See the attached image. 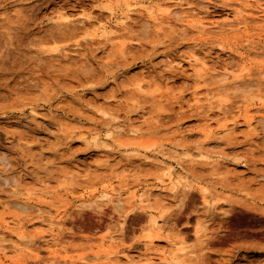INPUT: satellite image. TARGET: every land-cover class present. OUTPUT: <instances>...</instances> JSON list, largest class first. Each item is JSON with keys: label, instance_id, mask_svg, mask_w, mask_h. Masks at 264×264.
I'll return each mask as SVG.
<instances>
[{"label": "rangeland", "instance_id": "obj_1", "mask_svg": "<svg viewBox=\"0 0 264 264\" xmlns=\"http://www.w3.org/2000/svg\"><path fill=\"white\" fill-rule=\"evenodd\" d=\"M155 3L0 0V264H264V12Z\"/></svg>", "mask_w": 264, "mask_h": 264}, {"label": "bare ground", "instance_id": "obj_2", "mask_svg": "<svg viewBox=\"0 0 264 264\" xmlns=\"http://www.w3.org/2000/svg\"><path fill=\"white\" fill-rule=\"evenodd\" d=\"M142 1H146V2H149V0H142ZM260 1V0H259ZM166 2H169V3H176L177 5H179L180 7H182V10H179V9H175V10H171L170 8H169V6L168 7H165L164 6V9L163 10H160L159 9V6L162 4L163 5V3L164 4H166ZM204 2H207V3H210L211 2V0H204ZM200 3H201V1H200ZM242 3H244V1H242ZM242 3H240V4H242ZM205 5L206 6V4L205 3H201V5ZM208 5V4H207ZM263 5V4H262ZM204 6V7H205ZM242 7H245V9L246 8H248V9H252V10H255V11H257V12H264V8L261 10V6H260V4L258 3V0H246V4H242ZM162 8V7H161ZM179 8V7H178ZM188 10H190V11H193L192 10V8L191 7H186V5L185 6H183V4H182V0H157V3H155L154 5H149V4H141L140 5V13L142 12V13H144L146 16H148V18H150V19H152L153 21H155V20H157L158 18H160V19H166V20H168V21H171L172 23H174V24H176V25H186V26H188V25H192V26H194V27H196V28H201V27H203V24H202V22H193L190 18H187V16H184V14H185V12H187ZM138 11V10H137ZM233 11V13L236 15L235 17H234V20L237 22V23H242V19L244 18V15L242 14V10L241 9H233L232 10ZM195 13V12H194ZM196 14V13H195ZM194 14V15H195ZM129 17V16H128ZM65 20V19H64ZM61 23V22H60ZM59 23V24H60ZM125 25V22L124 21H122L120 24H119V26L121 27V28H123V26ZM143 26H145V25H143ZM144 28V27H143ZM210 30V29H209ZM102 35H101V37L104 39V41L105 42H110L111 41V38H112V33L111 34H108V33H101ZM131 42V41H130ZM134 42V41H133ZM125 45V44H124ZM123 47V46H122ZM126 47V46H125ZM112 48V47H111ZM123 49H125L124 47H123ZM120 51H122V50H120ZM192 52V51H191ZM195 52V51H194ZM123 53V52H122ZM121 54V53H120ZM238 56L239 57H242V55L241 54H238ZM189 58H190V61L191 62H196V61H198V56H196L195 55V53H191L189 56H188ZM202 59V58H201ZM200 61V60H199ZM202 62H204V60H202ZM168 63H170V61H168ZM167 65V64H166ZM233 67V66H232ZM194 69H196V68H194ZM228 69V68H227ZM197 71L195 72V75H194V77L195 76H197L198 78H200V81L202 82V83H207L208 81H210L212 78H216L217 80H218V82H222L223 81V84L224 83H226V82H224V80H225V75L223 74V75H215V74H212V73H210V72H207V70H205L204 68L202 69V70H199L198 71V69H196ZM233 70V69H232ZM231 70V71H232ZM135 75V74H134ZM205 75L207 76V77H205ZM127 77V76H126ZM130 77V76H129ZM128 77V78H129ZM215 79V80H216ZM234 79V78H233ZM121 80V79H120ZM122 81V80H121ZM215 82V81H214ZM213 82V83H214ZM217 82V83H218ZM230 82V81H229ZM233 82H237V81H233ZM212 83V84H213ZM228 83V82H227ZM231 83V82H230ZM188 84V83H187ZM199 83L197 82L196 83V85H198ZM220 84V83H219ZM219 84H217V85H219ZM236 84H239L238 82L236 83ZM195 85V87H197ZM201 85V84H200ZM208 85H211V84H209L208 83ZM232 85V84H231ZM230 85V86H231ZM207 86V85H206ZM229 86V85H228ZM234 86V88H235V84L233 85ZM238 86V85H237ZM217 87H220L221 88V90L224 88H226L227 87V84H226V87L224 86V85H222L221 86V84H220V86H217ZM217 87H215V88H217ZM239 87V86H238ZM220 88H219V90H220ZM210 89V88H209ZM224 89L222 90V91H224ZM211 90V92H212V89H210ZM228 90H229V88H228ZM227 90V91H228ZM207 91V90H206ZM211 92L208 90V94L207 95H209V93L211 94ZM219 92V91H218ZM205 93V92H204ZM215 93V92H214ZM204 95H206V94H204ZM212 96V95H211ZM207 98V97H206ZM220 99H222V97H220ZM194 101H195V103H198V102H200V98L199 97H195L194 98ZM226 106V105H225ZM220 110H223V107H221L220 108ZM217 111H219V110H217ZM221 113V112H220ZM29 114H30V116H37L38 115V113L37 112H35L34 110H30V112H29ZM247 116V115H246ZM255 117V116H254ZM26 118V116H22V117H19V118H16L15 119V121L17 122V123H19V124H23V126H25V125H27L26 123H23V120ZM257 119V118H256ZM253 120V118H250V117H245V120H244V122L245 123H247L248 125L250 124V122ZM260 120V119H259ZM258 121V120H257ZM258 122H260V121H258ZM28 123V122H27ZM252 124V123H251ZM257 124V123H256ZM256 126V125H255ZM264 126V120H263V123H262V126L261 127H263ZM95 145V144H94ZM91 149V148H90ZM94 149H92V151H93ZM98 151V150H97ZM94 153V152H93ZM92 154V153H91ZM103 154V153H102ZM186 154V153H185ZM86 154H84L83 156H85ZM89 155V154H88ZM189 155V154H188ZM200 156H202L203 158H208L206 155H200ZM87 157V156H86ZM2 160H5V158L4 157H2L1 158ZM168 170H169V168H168ZM173 170V169H172ZM77 171V170H76ZM177 172V171H176ZM182 173V172H181ZM181 173H179L178 174V179H177V182H179V180H183V181H185V175H182ZM169 180H171V176L168 178ZM187 179V178H186ZM11 183H12V186L14 185V187L18 184V182H17V179H16V177L15 176H12L11 177ZM9 181V179L8 178H5V177H3V180L1 179V182L2 183H4V184H6L7 185V182ZM186 182V181H185ZM187 183V182H186ZM11 186V187H12ZM185 188V185H182V187L180 188V189H184ZM14 189V188H13ZM179 189V190H180ZM112 190V189H111ZM17 191V190H16ZM155 191V190H154ZM153 191V192H154ZM205 191V190H204ZM181 192V191H180ZM206 192V191H205ZM15 193H17V192H15ZM183 193V192H182ZM141 195V194H140ZM202 195H203V193H202ZM108 196H111L110 195V193H109V191L107 190V191H103V192H101L98 196H97V198L96 199H98L99 201L100 200H104V199H106ZM204 196H205V194H204ZM203 197V196H202ZM147 194H143L142 193V196H140L139 198H138V200L139 201H147ZM224 202V201H223ZM14 203V205L13 206H15V207H17L18 209H20V211H25V210H28L29 209V205H30V203H29V201L28 200H17L16 202H13ZM204 204H205V202H204ZM35 206H36V210L37 211H39V212H41V210H43V208L41 209V206H40V204H34ZM86 205V204H85ZM89 205H92V203H90ZM211 205H213V203L211 204ZM115 207H119V208H121V205H120V203H118V202H116L115 203ZM26 212V211H25ZM161 216H158V217H150L149 219H148V225L149 226H151L153 229H156L158 226H159V224H158V220H159V218H160ZM162 218V217H161ZM41 223H43V220L41 219L39 222H38V224H41ZM162 229V228H161ZM160 230V229H159ZM153 240V239H152ZM148 241L149 242H151V237H148ZM176 245V244H175ZM178 247V246H177ZM178 250V253H176V254H174L175 256H177V255H180V256H182V254H184L185 252H184V250L183 249H180V248H178L177 249ZM167 254V253H166ZM138 256H140V257H143V258H150V257H152L151 256V253H148V252H141V253H139V255ZM172 257H174V256H172ZM176 257H174V258H172L173 260L175 259ZM132 259V258H131ZM176 260V259H175ZM174 260V261H175ZM165 262V260L163 259V258H161V259H159V263H164ZM15 264H20V263H18V262H15Z\"/></svg>", "mask_w": 264, "mask_h": 264}]
</instances>
